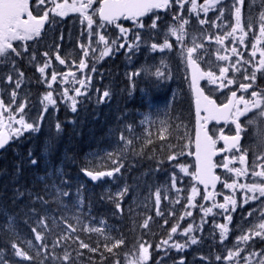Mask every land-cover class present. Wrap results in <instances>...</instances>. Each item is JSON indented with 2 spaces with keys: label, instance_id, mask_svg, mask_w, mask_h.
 Returning <instances> with one entry per match:
<instances>
[{
  "label": "snow or ice",
  "instance_id": "obj_1",
  "mask_svg": "<svg viewBox=\"0 0 264 264\" xmlns=\"http://www.w3.org/2000/svg\"><path fill=\"white\" fill-rule=\"evenodd\" d=\"M175 2L180 5V8L183 9L184 3H191V11H197L198 5L196 0H175ZM219 0H206L204 5H200V10L205 13L209 10V7H214L215 3H218ZM34 3L38 13L42 14H33L32 4ZM51 4V7H47L48 4ZM96 3V0H72V3H69V0H63L62 3H58L57 0H0V57H9L11 54H15V56H20V52L17 51V48L13 46V41H28L33 40L41 35V32L44 28L45 23L49 22V13L51 12L53 16L65 17L70 12L79 13L83 18L82 23L84 21L87 22V28L89 30V39L93 35L92 28L93 24L96 23L97 29H105L106 25H115L116 28L119 29V37L118 39H123L124 43L117 44V40L113 39L111 41V45L109 46V41L106 39L105 35L101 34L97 31L95 34L98 36V41H102L105 45L103 51L100 52L101 57L107 56L113 53V46H115L116 51L125 48L127 44V51L133 52L135 54L134 49L139 48V41L141 39L140 33L133 32V40L129 42L127 40V36L130 29L124 28L119 20L127 19L134 20L136 22L137 28H144L145 25L141 19L149 12H152L156 9H168L171 6L172 0H100L99 6L93 8V4ZM250 5L254 3V0H249ZM244 5V0H236L233 7L235 8V24L231 28V31L227 33V36H232L233 33H236L237 30L242 34L239 37V43L244 44V37L248 36L249 31L252 30V17L251 13L249 14V22H248V31L245 30L242 24V7ZM262 8H264V0H262ZM89 9H91V14L89 13ZM220 15H223V11H221ZM98 17L99 22L93 19V17ZM174 19H181L180 16L174 15ZM160 17L158 15L152 19L149 27L156 28V21L159 20ZM205 20H200V24H204ZM188 24L187 19H182L179 27L171 28V34L176 36L177 41H182L183 36L179 33L184 31V25ZM258 31L259 37L264 39V11H261L258 16ZM255 38V32L252 33ZM63 39V37H61ZM219 43H223V38H216ZM262 42L261 39H256L255 43L251 45V57H256L257 51H259L260 59L257 61L243 60L242 55L238 52L237 47H231V53L240 57L236 61L232 62L231 57L229 55H219L218 59L226 62H230L229 66L220 67L219 76H217L216 72L212 70L203 71L200 68V65L197 63V60L193 58V54L197 51V47L201 46H193L187 49L186 60L187 63L192 68V77H191V87L195 93V104H196V124H195V134L194 137H189L187 139V143L181 147V150L178 153H173L168 156L169 161L177 160L178 156H183L185 154V149H188L187 155L195 157V170L191 173L198 181L199 184L204 185L205 195L202 196V200L208 201L212 200L211 207H204L203 204L200 205V208L204 211L205 215L212 212L213 207H218L223 210L222 214H225V219L231 223L232 215L229 213V205H231V211L236 210L237 200L231 196L224 197V203L217 204L212 191H208L209 186L212 189H215L217 182H221V177L216 175L215 169L219 166L225 169L228 173H235V177H227L222 184L224 187L232 189L235 191L237 188L246 190V195L244 198V203H248L249 200H257L264 197V128L260 126V121L264 120V88H260L257 86L256 89L248 92L249 89H253V85L257 79V73L260 74L261 78L264 79V48L257 49L256 45ZM81 49H84L83 56L87 57L89 52L86 50L85 45H80ZM87 47H91V44ZM172 45L167 41H164L162 45L152 44V50L159 49L160 51H164L165 49H170ZM26 50V49H25ZM44 56H48V53H44ZM55 59L59 61L60 64H65V60L61 59L59 54L55 56ZM243 60L244 65L251 64L253 70L250 74L248 73V69L244 68L243 72L245 73L244 79L249 81L248 83H240L239 88L248 93L251 99H246L244 95L237 96L236 91H231L230 98L227 99L226 103L217 104L216 100L212 99L210 95H205L204 89L200 87L201 80H207L210 84H217L219 89H223L235 83V80L229 78L227 73L229 72V67L233 68L235 71H241L240 68L236 66L241 64ZM50 61H45L43 66L39 67L38 71L45 76V82H48V77L45 75V70L50 67ZM80 69L86 67V64L82 60L78 66ZM91 71H95V68L91 69ZM23 72H18L19 77H23ZM140 72L136 71L131 74V76H139ZM157 77H164L165 79L169 78L165 76L164 72L157 70L155 72ZM68 76H71L75 83L80 85V88L85 87V81L83 79H76L75 73H68L67 75L62 74L61 83L67 82ZM131 78V77H130ZM51 82L57 81V72L55 69L52 70L50 74ZM7 81L12 82V77L7 76ZM21 85V80L17 79L15 81V88H19ZM48 87L51 88V83L48 84ZM80 88H74L73 91L77 96L82 95ZM68 89H63L61 92V98L67 95ZM17 96L16 91L11 92V97L14 99ZM103 98L109 97V92L104 91L102 94ZM48 104L55 106L56 100L53 99V94L51 91L47 92L43 98ZM76 103L75 98H71V108L72 111H76ZM25 103L17 105V112L13 113L10 105H5L4 101L0 99V129H4L5 131H0V149L4 148L8 141L14 137H18L22 135L23 131H39L38 122L37 123H28L23 115H19V119H17L18 114L24 113ZM256 109L258 112H255L253 116L248 117L245 121V124L242 125L240 122V118L246 116L248 113L253 112ZM45 111L47 110V105L45 106ZM5 113H7V121L5 124ZM203 113V115H201ZM43 117H40L42 119ZM216 121H224L225 123H231L234 125V129L231 131L234 132L232 135H226L224 133L223 128L217 129L210 134L208 125L210 122ZM15 124L18 127L12 128L10 125ZM57 129L59 130L60 126L57 124ZM170 126L162 127L160 130L159 139H165V134H169L168 128ZM247 127L253 128V134L258 138L259 145L262 149V154L256 156L253 166L251 176L259 178V182L252 183H239L240 177H248L249 169L247 166L248 160V150L243 149L241 145L242 133L246 131ZM131 128V125H129ZM9 133V134H6ZM187 133H185V136ZM215 137V138H214ZM122 140L125 137H120ZM180 139H184L185 137H179ZM223 141V147L217 148V144ZM151 143V141H148ZM126 144L131 145L132 140L127 139ZM194 145V148H193ZM169 147H173V145H169ZM221 153H232L231 157L223 156L219 165L214 162V157ZM239 162L241 167H229V165L234 164L235 162ZM256 161H260V163H256ZM117 166L111 171H86V174L92 178V180H98L104 176H113L114 173L120 172V169L123 167L119 161H113ZM31 163L35 165L37 161L35 159L31 160ZM180 170L184 173H188V167L184 164H178ZM260 170L257 171L256 169ZM228 179H232V182L229 183ZM172 186L176 185V176L173 174L171 177ZM181 191L180 188H176L177 194ZM127 192V188L121 191L118 195L122 198ZM247 193H251V195H247ZM199 194V190L196 187L191 188V195L186 197L189 207H196V204L192 203L194 201L196 195ZM20 195H23L22 193ZM60 195L68 196V192H62ZM40 201L41 204L47 203L43 196L37 195L35 197ZM167 198V197H165ZM161 202V193L159 190L155 192V204H156V214L158 216L163 215V213L159 209V205ZM176 203H179V199L176 200ZM261 203H264V200H261ZM116 209L122 213L123 208L121 207V203L117 201L115 203ZM31 211L35 212V209H31ZM115 214V213H114ZM185 215L191 216L192 212L185 209ZM247 215L251 216L252 213L248 212ZM261 217H264V212L260 213ZM181 216L179 219H183ZM152 217L149 216L144 219L143 223L140 227L144 229L149 228V221H151ZM203 218L201 223H203ZM167 224V220L164 221ZM37 224L40 227H47L45 220L42 218L37 221ZM179 225H174L171 227L170 234L167 240H163L160 245H157V251H159L164 245H169V240L172 239V234L177 233ZM220 229V239L223 242L224 239L227 238V234L229 232L228 224H219L216 225ZM68 228L73 232L76 231L72 225H68ZM90 231L100 232L101 229H89ZM193 231L191 225L183 229L182 234L188 236L189 233ZM32 232L35 233V240L40 241L39 246L33 245L36 248L37 255H44L45 259L51 256L53 259H62L67 262L71 259V254L65 251L63 257H57L55 255V249L60 245V239H57L52 245V252H48V244L44 243V235L41 232H38L36 228H32ZM255 237H260L264 239V219L261 220L258 224H253L246 232H242V234L238 238L239 241H243L247 243L250 239H254ZM71 237H62V239H70ZM79 239L78 237L76 238ZM106 239H108L106 237ZM124 239H114V242L109 247L107 244L104 245L107 252L112 253L114 256H117L118 253L114 252V249L120 248L124 245ZM187 243L197 244L199 240L196 236H191L190 241L186 242V244H181L179 242L173 243L169 245V247L176 249L177 251H183L187 246ZM79 247L87 248L91 252H97L98 248H92L88 244L83 241H79ZM11 248L13 249V253L15 256L22 258L23 260L32 262L35 257L29 255L24 249H22L18 244L12 243ZM152 245L147 241H143L138 243V246H134L133 250L129 253L124 254V264H149L152 260V254L150 249ZM43 250V251H41ZM243 249H237L236 251L229 250L224 257L227 261L231 262L235 257L240 255V252ZM82 255V253H81ZM165 255H167V250L165 249ZM261 256L259 252H253L249 256L245 257V260L250 264L251 256ZM163 260V257H159L158 260L154 262V264H160V261ZM216 260H221V256H216ZM0 264H9L7 259L0 260ZM40 264H43V261H40ZM114 264H121L119 259L114 261ZM178 264H184L183 258L178 261ZM236 264H239V261H236ZM258 264H264V257H262Z\"/></svg>",
  "mask_w": 264,
  "mask_h": 264
},
{
  "label": "rangeland",
  "instance_id": "obj_2",
  "mask_svg": "<svg viewBox=\"0 0 264 264\" xmlns=\"http://www.w3.org/2000/svg\"><path fill=\"white\" fill-rule=\"evenodd\" d=\"M58 3H62L63 0H57ZM236 0H219L218 3H215L214 7H209V10L205 13L204 11L200 10L198 14V18L195 20L196 22V27L194 29L187 28L185 31L182 33H179L183 36L182 41H177L176 36H173L171 34V28L173 27H179L178 25V19H174V15L178 16L179 10H182L180 8V5H178L176 2H174L173 7L171 8V11L168 12L164 19H161V16L159 20L156 21L157 27L156 28H149L148 25L149 23H144L145 27L144 28H137L136 27V22L128 23V24H123L120 23L124 28L130 29L131 31L129 32L127 36V40L131 42L133 40V32H139L140 33V41H139V48L134 49L135 54L133 52H128L127 51V44L125 45V48L120 49L119 51H116L115 46H113V53L101 57L100 52L104 50L105 45L102 41H98V36L95 34L97 31H99L101 34L105 35L106 39L109 41V46L111 45V41L113 39L117 40V44L124 43L123 39H118L120 33L119 29L115 27V25L111 26H106L105 29H97L96 23L93 24L92 32L93 35L89 39V30L87 28V22L84 21L85 25V32H86V42L84 40L82 41V44L86 46V50L89 52V55L87 57H82V60L86 64V67L83 69H80L78 66H65L59 63L57 65H54L53 62L50 63V67L45 70V75L48 77V82H45V76L42 75L41 80L46 83V89L45 91L41 94L40 96V107L42 109L43 113H46L48 109H52L54 113L59 111L60 105L58 102H56L55 106L48 104L47 101H45L43 98L45 94L49 91L52 92L53 94V99L56 100V92L54 88L58 87L61 89L60 91L62 92L63 89H68L67 95L63 96L62 102L64 105L71 104V98H75V100L78 101H85L87 98L90 97L92 92H94L97 96H100V99L105 101L107 103L108 98H103L102 94L105 91L104 85L106 83L110 84V82H104L103 76L100 72H93L91 69L97 68V65L100 63L102 64H110L112 65L114 62L121 66L122 68L126 67L125 72L128 73L127 67L128 65L131 66V71L136 72L139 71L140 75L135 76L134 79H132V84L131 88L135 89L138 86L144 87V92L147 93V90L151 89L155 90L156 88V82L155 80H161L165 79L164 77H157L155 75V72L157 70L164 72L165 76L169 77L165 80L171 81L167 82L166 87L164 89H168L167 94H176L179 93L180 89L178 87V82L179 80L177 79V72L176 69L178 68L179 73L181 66L184 65V62L186 64V55L185 52L188 48H191L193 46H201L202 47H197V51L194 53L195 56H199L201 60H204V62L207 64V60L205 59L206 55H210V57H213L212 59V64H224L229 66L230 62L222 61L218 59V54L219 55H229L231 57V61L234 62L240 57L233 55L231 53V47L235 46L238 49V52L243 57V60H253L257 61L260 59L259 51H257L256 57H251V45L255 43L256 39H261L262 42L260 44H257L256 47L257 49L264 48V39L259 37V31H258V24L257 20L258 18L256 17L257 14V4L254 1L249 7H242V24L245 28L246 31H248V22H249V14L251 13L252 17V30L249 31L248 36L244 37V44L239 43V37L242 35L239 30H237L236 33H233L232 36H227V33L231 31V28L235 24V8L233 5L235 4ZM69 3H72V0H69ZM197 5H204L206 3V0H196ZM99 5V0H96V3L93 4V8L98 7ZM47 7H51V4L49 3ZM184 8H188L189 13H191V3H184L183 4ZM223 11V15L221 16L220 13ZM89 13L91 14V9H89ZM69 15H74L76 16L80 23L83 25L82 17L80 16L79 13L76 12H70L67 16ZM63 17L59 16H53L52 17V25H55V22ZM94 19V17H93ZM95 20V19H94ZM200 20H205L206 22L204 24H200ZM190 23V20H188V24ZM83 25V26H84ZM253 32H255V38L253 37ZM217 37L223 38V43H219L217 41ZM167 39V41L172 45L170 49H165L164 51H160L159 49L157 50H152L151 45L152 44H157V45H162L164 41ZM91 44V47H87ZM182 45L183 47L179 46ZM65 47L71 51V46H68V44H65ZM20 55L23 56L24 58H28L31 63H33V72H35L38 76V71L39 67L43 66L45 61L48 60L49 57L44 56V53H42L38 48L31 42H26L20 45L18 47ZM26 49V50H25ZM59 52L60 48L58 49ZM82 54L84 49H81L79 47L78 49ZM145 50L146 53L150 56L145 59ZM72 54L75 53L74 51H71ZM93 53L96 55L94 58ZM205 53V54H204ZM204 54V56H202ZM79 55V54H78ZM77 55V56H78ZM15 56V54H14ZM91 56V62L87 61V58ZM19 58L20 56H15ZM40 58V60H39ZM41 58H43L41 60ZM61 58V57H60ZM0 67H3L5 64V60L0 57ZM6 59V58H5ZM62 59V58H61ZM81 60V61H82ZM243 60L241 61V64H238L236 67H244L245 65L243 64ZM19 64L21 62L19 61ZM9 68L13 70L14 66L13 64H9ZM74 68H77L75 70H72ZM246 68H249L253 70V67L251 64H248ZM55 69L57 72V81L56 82H51L50 80V74L52 70ZM75 73V78L76 79H83L85 81V87L80 88V85L75 83V80L71 77L68 76L67 82L61 83L62 80V74L67 75L68 73ZM151 72V77H154L155 80H151L150 78V84L148 85V82L146 81L145 83H141V79H145L146 75ZM235 75L238 76L239 74H242L243 71H234ZM41 74V73H40ZM259 74V73H257ZM10 74L7 73L6 75V82L0 84V99L4 101L5 105H10L12 112L16 113L17 112V105L22 104V101L20 100L23 98V89L24 87H19L15 88V80L20 79L18 76V72H15L14 75H10L12 77V82L7 81V76ZM143 77V78H142ZM96 81V88H94L92 91H90V86L92 85L93 81ZM22 83V81H21ZM51 83V88L48 87V84ZM116 84V83H114ZM10 89L9 93H7L6 89ZM74 88H80V91L82 95L77 96L76 93L73 91ZM16 91L17 96L13 99L11 97V92ZM109 92V91H108ZM56 93V94H55ZM35 94V93H34ZM121 93H117V96H120ZM59 96V94H57ZM58 103V104H57ZM103 103V102H102ZM147 109L143 110L142 112H139L138 118H140V123H138V126H136V123L131 125V128H129V125H127L124 130H118L115 132V128L113 127L112 132L115 133L113 135V146L110 148L108 151L105 152V150H97L93 151L92 154L90 155V159L88 162L91 164L95 162L100 168L99 169H108L109 166L112 164L116 165L113 161H117L120 159L118 156V153L122 155V150L125 148L122 146H119L117 144L118 141L122 140L120 137H127L125 139H131L135 143L138 142H145L148 141V136L150 134H155V139L157 141L159 140L160 136V130L162 127L169 126L167 124L168 120V115L165 109V106L160 103V101L157 99L150 98ZM77 104V103H76ZM47 105V110L45 111V106ZM32 107L31 104H29L28 109ZM65 107V106H64ZM32 111V109H30ZM19 115H23L25 120L28 123H33L29 119L26 113L18 114L17 119H19ZM4 122L8 123L7 121V113H5V120ZM41 124V120L38 121ZM260 123V122H259ZM10 127L15 128L18 127V125L12 124ZM39 127V125H38ZM168 131L170 132L169 128ZM33 133V131L25 130L23 131L22 135H19L18 137L12 138L14 140V143L17 144L20 140L23 141L26 136H29V134ZM169 134H165V137L167 138ZM175 138V136H173ZM154 141V137H152ZM248 140L252 143V150H251V155L252 161L254 162L256 156L262 154V149L258 145V138L253 134V128L251 127L248 130ZM156 141V140H155ZM178 142H176L177 144ZM158 145V144H156ZM171 145V142H170ZM160 149H164L168 147V142L167 140L164 141L160 146ZM175 146L173 145L172 151H174ZM126 149V148H125ZM132 151V150H131ZM188 151V150H187ZM174 152H172L173 154ZM171 155V154H170ZM183 157H189L187 155V152L183 155ZM250 158V157H249ZM167 160V159H166ZM174 162V160H173ZM256 163H260V161H256ZM180 164H184L186 167H188V173H184L180 170L179 166L177 168V172L179 175L182 177L178 179L175 173L171 172L169 175V180L167 179V184H164L162 190H159L161 193V202L159 205L160 211L163 213V215L158 216L156 214V204H155V193L152 197L154 207L150 208V216L154 218L153 220V225H150L149 221V228H148V236L149 238H154L158 235V232H160L159 228H163L160 224L164 226V230L161 231V234L159 236V239L161 240V243L163 240H167L170 234L171 227L174 225L178 224V219L183 216L187 221L188 224L187 226L178 227L177 233L172 234V239L169 240V245L176 243L177 237L176 235L181 236V238H186V242L190 241L191 236H196V238L199 240V243L197 244H190L187 243V246L184 248L186 250L188 247L193 246L196 248V253L192 258V262L194 264H230L229 261L224 259L226 256L227 252L229 250L236 251L237 249H243V251L240 252V255L238 257H235L231 264H236V261H239V264H248V261L245 260V257L249 256L253 252H259L261 253V256H251L250 264H258L259 260L264 257V239H261L260 237H255L254 239H250L247 243L243 241H239L238 243V238L242 234V232H246L247 229H249L253 224H258L261 222L264 217H261L260 213L264 212V203H261V200H264V197L257 199V200H249L248 203H244V198L246 195V190L239 189L237 188L235 191L232 189L228 188L227 191V196H231L237 200V205H236V210L231 211V205H229V213L232 215V221L229 223L225 219V214L223 213V210L219 209L218 207H213L212 212L208 213L205 215L204 211L198 207L199 203H202V196L201 194L196 195L194 201L192 203L196 204V207H189L188 201L186 197L191 195V188L194 187V184H190L188 187H186L187 193L185 195L182 194H177L174 192V194L171 192V189L174 191L176 188H179V186L186 182L185 177H190L191 176V164L188 162V160L182 161ZM177 166L176 163L174 162V167ZM191 168V170H190ZM259 168L256 170L258 171ZM112 169H109L110 171ZM175 174L176 176V185L175 187L172 186V180L171 177ZM115 173L113 176H105L103 179V182H106V185H109L111 187L110 191L112 195H116L117 197H120L118 194L121 192L120 190V184H116V181L114 180ZM251 177V176H250ZM191 180V179H190ZM258 178L254 177V181H257ZM124 183V181H123ZM190 183V182H189ZM126 187V186H125ZM196 187V186H195ZM45 188V193L46 194H51L56 193V195L59 197L58 200H60L61 203H64L68 196H63L60 195V193L63 192L64 187L59 184V181L55 179V177L51 178L48 182L47 187ZM247 195H251V193H247ZM128 195L125 194L122 198L127 197ZM36 196H33L32 199L30 198L31 202H36ZM167 197V198H165ZM183 197V198H182ZM72 199H74L75 203L74 206L72 204L68 205V208H63L65 210L64 214H67L65 216V220H63L64 224L63 226L59 227V231L56 234V237H65L67 235V232L65 231V228L73 232L71 229L68 228V225H71V220L73 218L77 219L78 215V209H80L81 203H82V194L80 192L76 193V195H73ZM179 199V203H176V200ZM120 202V200H118ZM183 201L184 206H183V212L182 210L178 212V204H181ZM217 204L224 203V198H218L215 200ZM121 203V202H120ZM212 202L210 204H207L204 207H211ZM185 209L189 210L192 212V215H194L195 218L198 219V224L195 225L193 222L194 218H191V216L185 215ZM248 212H251L252 215L249 216L247 215ZM182 213V214H181ZM30 213L26 214V219L29 217ZM42 215L43 217L50 218L51 216V211L49 209H42ZM149 216V215H147ZM189 218H191L189 220ZM203 218V223H201ZM7 223L10 225L13 222V219L11 216H7ZM146 219V217H145ZM61 220V221H62ZM167 220V224L164 223V221ZM219 224H228L229 226V232L227 234V238L221 242L220 239V229L216 227V225ZM189 225L192 226L193 231L188 234V236H185L182 234L183 229L188 227ZM83 227L89 229H95L99 228L102 229L105 228V223H102L100 221H94L90 224L87 223L85 218L83 219ZM73 227V226H72ZM100 231V232H101ZM89 232H93L90 231ZM97 232V231H96ZM74 233V232H73ZM55 239V237H50L47 240ZM46 240H44L45 243ZM24 242V241H23ZM178 242V241H177ZM186 242L181 244H186ZM41 242L37 241V243H26L24 242V248L26 247H32L33 245L39 246ZM160 243V244H161ZM169 245H164L159 251L156 252L155 257L152 256V260L149 262V264H154L156 260L159 259V257H163V260L160 261V264H170L171 262L169 261V258L171 260L175 259L176 261H179V256L180 254L184 251H177L174 248L169 247ZM77 249L75 250L76 253H79L81 250L86 251L83 252L84 255H86L89 251L87 248H81L79 247V243L75 245ZM126 249L129 247V245L125 244L124 245ZM92 248H96L95 246H90ZM35 248V247H34ZM165 249L167 250V255H165ZM69 248L66 246L64 248V251H68ZM42 251V250H41ZM97 252L100 253L98 250ZM191 251H188L186 253H189ZM96 253V252H95ZM185 254V253H184ZM206 255V256H204ZM221 256V260H216V256ZM122 258L120 259V262L124 264V254L121 255ZM102 260V259H101ZM186 262V261H185ZM99 264H103V262H99Z\"/></svg>",
  "mask_w": 264,
  "mask_h": 264
},
{
  "label": "trees",
  "instance_id": "obj_3",
  "mask_svg": "<svg viewBox=\"0 0 264 264\" xmlns=\"http://www.w3.org/2000/svg\"><path fill=\"white\" fill-rule=\"evenodd\" d=\"M66 23L67 21L64 24ZM103 67L104 82H110L107 85L105 83L104 88H111L112 91L107 103H102L100 96L93 92L85 102L78 103L75 112L72 111L71 104H61L59 111L54 114V118L49 119L51 120L49 127L40 135L31 136L28 140L24 139L23 142L14 144L0 154V260L7 259L9 264H40V261H43V264H99V262L112 264L116 259L120 260L121 255L132 251L134 246H138V243L149 241L145 236L144 228L140 227L143 223L141 220L145 216L147 201L153 197L154 192L160 186L159 181L163 173H175L178 168L174 167L173 161L168 160V156L172 153V148L169 147L170 142L177 147L176 135L173 138L176 130L170 129V135L167 137L169 148L166 158L158 159L157 156H154L153 150L147 151L143 141L141 142L142 146L133 148L134 151H131V146L127 145L128 147L122 150V155L118 153L120 159L117 161L123 164V167L120 172L115 173V179L118 183L121 180L124 181L127 197L107 198L105 190L109 185L85 181L82 175L84 165L92 171L102 169H99L100 167L95 162L91 164L88 162L89 153L93 150L112 148L113 141L111 140L115 134L112 132L113 127L115 132L121 128L124 130L127 125L134 122L135 112L144 108L138 94L130 92V78L124 75L125 67L122 68L115 62L112 65L104 64ZM1 68L0 84L5 79L4 71ZM96 71L97 69H95ZM1 74L3 75L2 79ZM33 79L32 75H27L29 90L34 85L31 84ZM92 84L96 88V83ZM40 88L41 85L33 87L34 90ZM117 93H121L120 96H117ZM29 94L32 95V93ZM58 99L60 101L61 97ZM21 100L30 103L36 99L33 96L25 95ZM184 114L185 117L188 116L186 111ZM188 119L191 120V117ZM57 124L60 126L59 130L56 127ZM185 133L183 142H186L190 136L189 133L185 136ZM44 134L48 135L46 141ZM117 144L123 145V147L126 145L121 144L120 141ZM43 149H46V152H43ZM32 159L37 161L35 165L31 163ZM189 161L191 162L190 158ZM116 166L112 164L109 168L113 170ZM53 177L64 187L63 192L69 193V197L64 203L58 200L59 197L56 193H45L44 187H47L49 180ZM104 186L107 188L104 189ZM78 192L82 194V203L77 211V219L71 220V225L76 231L73 233L65 228L67 232L65 237L71 238L56 237L58 228L63 226V220L67 216L64 214L63 208L67 209L69 204L72 206L76 204L72 197ZM21 193L23 195H20ZM37 195L43 196L47 203L41 204L37 199L36 202H31L30 198ZM118 200L123 208L122 213L115 207ZM31 209H35V212ZM42 209L51 211L50 218L43 217ZM27 213L30 215L26 219ZM9 215L13 219L10 225L6 219ZM42 218L47 224L46 228L37 224V221ZM84 218L88 224L94 221L105 223V228L101 232H89L82 226ZM32 228H36L44 235L45 243L49 246V253L53 251L51 245L60 239V245L55 249V255L62 258L65 253L64 248L68 246L67 252L71 254L70 261L53 259L51 256L45 259L44 255H37L36 248L33 246L24 248V242L37 243ZM50 237H55V239L47 240ZM121 238L125 241L124 245L127 244L129 247L126 249L122 245L120 248L114 249V252L118 253L117 256L107 252L104 245L107 244L111 247L114 239ZM79 241H83L89 246H95L100 253L88 252L84 255L83 252L86 251L83 250L76 253L75 245ZM12 243L18 244L29 255L34 256V261L29 262L15 256L11 248Z\"/></svg>",
  "mask_w": 264,
  "mask_h": 264
},
{
  "label": "flooded vegetation",
  "instance_id": "obj_4",
  "mask_svg": "<svg viewBox=\"0 0 264 264\" xmlns=\"http://www.w3.org/2000/svg\"><path fill=\"white\" fill-rule=\"evenodd\" d=\"M33 5H34V3H33ZM205 69H207L206 66H205ZM201 86L204 89L205 93L207 95H210L211 98H214L218 104L226 103L227 102V99L231 95V91H233V90L237 92V96L244 95L246 99H251V97L248 95V93L243 92L239 88V85H237V84H232V85H229L228 87H225L223 89H219L217 87V84H210V83L207 82V80H203ZM257 86L260 87V88H264V83L263 82H260L258 79H256L255 84L253 85V89L248 90V92H251L252 90L256 89ZM189 104H190L191 109L194 111L193 101L190 100L189 101ZM254 110L257 111L256 109H254ZM254 110H253V112H250L246 116L240 118V122H241L242 125L245 124V121L248 119V117H251L255 113ZM208 128H209L210 134L213 131H215L217 129H220V128H223L224 133L226 135H232V134H234V132L231 131L232 129H234V125H232L231 123L220 124V123H217V122L213 121V122H210L209 123ZM247 129H248V127H247ZM247 129H246L245 132L242 133L243 140H242L241 145H242V148L243 149H247L248 150V145H247L248 144V142H247ZM217 147L218 148L223 147V145L221 144V141L217 144ZM231 155H232V153H224V156L231 157ZM220 162H221V158H219V159L216 160V163L218 165H219ZM237 164H238V161L234 163V165L238 166ZM221 168L222 167H219L218 166L217 167V172L221 175L222 180H223V177H224V174L226 173V170L225 169L222 170Z\"/></svg>",
  "mask_w": 264,
  "mask_h": 264
},
{
  "label": "water",
  "instance_id": "obj_5",
  "mask_svg": "<svg viewBox=\"0 0 264 264\" xmlns=\"http://www.w3.org/2000/svg\"><path fill=\"white\" fill-rule=\"evenodd\" d=\"M141 18H142V17H141ZM126 20H127V19H126ZM45 24H46V23H45ZM44 27H45V25H44ZM189 70H190V76L192 77V68H191L190 65H189ZM192 90H193V89H192ZM193 92H194V91H193ZM194 96H195V93H194ZM1 131H5V130L3 129V130H1ZM6 134H9V133H6ZM10 142H11V139L8 141V143L5 145L4 148L0 149V152H2L3 150H5V149L9 146ZM219 155H220V154H219ZM219 155H217V156H219ZM217 156H215L214 159H215ZM193 158L195 159L194 155H193ZM84 174H85L90 180H92V178L89 177V176L86 174V172H85ZM99 179H100V178H99ZM99 179H98V180H99ZM92 181H94V180H92ZM197 182H198V181H197ZM218 183H219V182H217L216 187H217ZM200 185L204 188V185H202V184H200ZM216 187H215V189H216ZM209 188H211V186H209ZM215 189H212V188H211V191L214 192Z\"/></svg>",
  "mask_w": 264,
  "mask_h": 264
},
{
  "label": "bare ground",
  "instance_id": "obj_6",
  "mask_svg": "<svg viewBox=\"0 0 264 264\" xmlns=\"http://www.w3.org/2000/svg\"><path fill=\"white\" fill-rule=\"evenodd\" d=\"M113 258V257H112Z\"/></svg>",
  "mask_w": 264,
  "mask_h": 264
}]
</instances>
